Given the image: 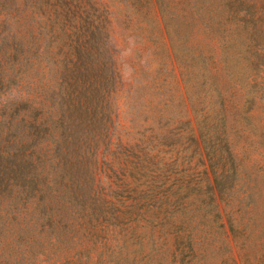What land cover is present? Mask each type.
I'll return each instance as SVG.
<instances>
[{"label": "rangeland", "instance_id": "1", "mask_svg": "<svg viewBox=\"0 0 264 264\" xmlns=\"http://www.w3.org/2000/svg\"><path fill=\"white\" fill-rule=\"evenodd\" d=\"M109 1L121 74L109 87L120 144L109 159L121 166L102 175L113 208L98 231L111 245L58 264H264V81L255 85L260 65L249 61L255 42L237 30L223 48L224 30L243 24L221 0H210L214 20L193 17L185 0H170L186 10L175 17L153 0ZM215 63L223 73L211 76ZM256 93L263 100L254 103ZM215 177L225 196H212Z\"/></svg>", "mask_w": 264, "mask_h": 264}, {"label": "trees", "instance_id": "2", "mask_svg": "<svg viewBox=\"0 0 264 264\" xmlns=\"http://www.w3.org/2000/svg\"><path fill=\"white\" fill-rule=\"evenodd\" d=\"M153 1L163 17L186 11L170 0ZM210 2L185 0V6L193 17L208 14L214 20ZM221 2L227 17L243 24L224 30L221 44L232 45L237 30L251 36L249 61L260 65V85L264 0ZM111 17L109 0H0V264H58L73 251L111 245L98 231L113 208L106 192L112 186L102 175L121 166L119 159H109L120 146L113 141L109 87L121 76ZM198 58L208 59L201 51ZM219 73L216 63L208 69L211 76ZM262 95L251 100L261 101ZM223 180L215 177L213 197L216 190L226 195ZM248 198L252 202L254 195Z\"/></svg>", "mask_w": 264, "mask_h": 264}]
</instances>
